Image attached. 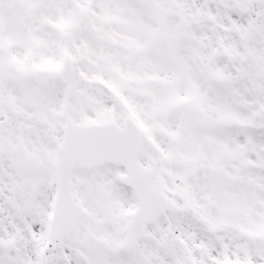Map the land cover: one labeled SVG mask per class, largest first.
<instances>
[{"label": "snow or ice", "instance_id": "6c2138e0", "mask_svg": "<svg viewBox=\"0 0 264 264\" xmlns=\"http://www.w3.org/2000/svg\"><path fill=\"white\" fill-rule=\"evenodd\" d=\"M0 264H264V0H0Z\"/></svg>", "mask_w": 264, "mask_h": 264}]
</instances>
